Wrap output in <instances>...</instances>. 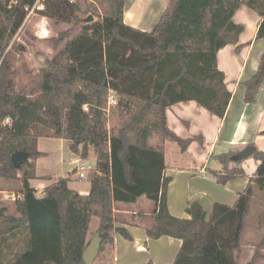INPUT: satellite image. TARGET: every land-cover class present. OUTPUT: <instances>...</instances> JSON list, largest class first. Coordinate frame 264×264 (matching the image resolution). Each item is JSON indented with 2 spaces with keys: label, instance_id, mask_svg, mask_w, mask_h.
<instances>
[{
  "label": "trees",
  "instance_id": "trees-1",
  "mask_svg": "<svg viewBox=\"0 0 264 264\" xmlns=\"http://www.w3.org/2000/svg\"><path fill=\"white\" fill-rule=\"evenodd\" d=\"M36 1L0 0V179L21 183L17 214L0 209V258L8 257L6 264H85L91 218H98L100 255L113 244L114 232L131 239L124 226H116L128 219L114 204L143 196L154 203L151 213L137 215L147 236L181 240L172 264H240L237 254L254 190H264V150L251 154L258 165L232 205L214 202L207 217L194 202L186 209L188 218L173 216L167 207L170 178L164 173L163 145L175 143L184 153L195 138L170 129L166 111L192 100L224 116L231 92L217 66V52L227 44L240 49L243 25L233 15L242 5L261 18L256 38H264V0H168L150 31L124 22L125 0H42V8L34 10L38 15L70 27L48 38L53 49H61L45 57L35 74L25 69L29 81L15 91L13 60L23 46L14 37ZM263 78L264 51L255 74L243 82L245 102L254 101ZM109 90L115 104L108 127ZM5 118L10 124H3ZM35 126L50 132H32ZM39 137L68 140L82 158L95 154L88 194L59 177L36 196L30 181L37 178L35 160L44 155L37 147ZM16 151L29 153L18 168L11 163ZM237 152L212 156L221 165L214 173L217 183L244 176L238 166L243 159H233ZM16 240L22 241L21 250L11 249ZM263 243L264 237L245 264L263 257Z\"/></svg>",
  "mask_w": 264,
  "mask_h": 264
},
{
  "label": "crops",
  "instance_id": "crops-1",
  "mask_svg": "<svg viewBox=\"0 0 264 264\" xmlns=\"http://www.w3.org/2000/svg\"><path fill=\"white\" fill-rule=\"evenodd\" d=\"M129 8L130 10H128ZM133 10L134 8L131 5L128 6L125 1L123 20L132 27L150 31L159 19L157 18L148 27L136 26L134 23H130L135 19ZM41 17L35 23L36 27L33 25L34 22L31 24L32 20H28V18L22 27L27 22V27H31L32 33L38 35V39L45 41L42 42L45 48L42 51L39 50L38 57L34 58L36 59L34 65L40 63V65L42 64L41 67H43L44 57L52 58L61 49V47L58 50L53 49L46 40L57 36L60 30L65 29V25L58 27L54 25L50 18ZM260 20L261 18L253 10L245 5L240 6L233 15V21L243 25V30L238 37L237 43L241 47L236 50V45L227 44L217 52V66L224 73L225 86L231 92L228 107L221 119L192 100L176 103L166 111L170 129L183 138H195L184 153L179 150L175 143L165 141L163 145L166 163L164 173L170 178L167 188V207L173 216L188 218L189 215L186 209L194 202L199 203L203 207L207 217L214 202L232 205L246 186L248 177L253 175L258 165V161L249 157L238 165L244 169V176L233 178L225 184H219L216 182L214 173L221 169V165L212 156L228 150L239 151L247 145H254L255 148L264 150V133H262L264 130V78L252 102H245V86L243 84L244 81L255 74L264 51V38H256ZM199 138L203 140V144L199 143ZM43 139L48 141L51 138H38V150L43 152L44 155L35 160V175L37 178L30 181L36 191L39 186L42 188L39 195H36L38 197L42 196L43 189L51 184L44 182H48L51 179L56 181V178L66 177L64 172L71 171V173L73 172L72 176L73 174L75 175L74 172L79 163L78 159L81 158L79 154L70 150L69 142L66 143V140L63 139L62 141L67 144V146L63 144L64 150L67 151L66 149H68L67 152L72 155L68 162L72 167L64 169L65 159H62V157L57 164L53 160H47L50 157L49 151L46 149L49 148L48 142H43L40 147V141ZM55 172L59 177L53 178L51 176ZM37 183L38 185H36ZM78 186H80L78 189L70 186L69 188L80 194H88L90 181L86 186L84 184ZM256 190H254V196L257 195L262 198L256 217L259 224L261 222L264 224V190ZM11 194V190L0 188V200L9 199L8 197ZM20 196L21 184L17 197L19 198ZM146 200L148 199L142 196L134 203L114 204L117 212L123 213L128 219L127 224L116 223V226H124L131 239L124 238L118 232L113 233V244L101 253H109L110 260L107 264H172L181 246V240L171 236H161L156 239H151L147 236L144 223L137 216L138 213L149 214L153 211L154 206H149L148 211L141 209L140 203L142 201L148 203ZM249 212L250 209L248 214ZM243 232H245V222L241 235V249L237 254L239 258L244 249H247L249 259L242 263L245 264L252 258L256 246L264 235L257 241H253L250 238L244 245L242 242ZM260 253L263 257L255 264H264V243L260 248ZM6 263L7 260L0 258V264Z\"/></svg>",
  "mask_w": 264,
  "mask_h": 264
},
{
  "label": "rangeland",
  "instance_id": "rangeland-1",
  "mask_svg": "<svg viewBox=\"0 0 264 264\" xmlns=\"http://www.w3.org/2000/svg\"><path fill=\"white\" fill-rule=\"evenodd\" d=\"M125 1L128 4V6L131 5V7L134 8L133 13L135 14V19L132 20V22L130 23H134L136 26L148 27L152 25L155 22V20H157V18H159L160 14L162 13L164 9L163 7L167 5L168 0H125ZM36 8H42V0H37L36 3L32 7L27 8L26 19L28 18V20H32L31 24L34 22L33 23L34 26H35V23H37V20L42 18L40 15H38L34 11ZM128 10H130V8ZM54 25L58 27L61 25H65L64 26L65 29L70 27V25L66 23H60V24L54 23ZM30 28H31L30 26L27 27V22H26V25L24 27H21L20 28L21 30L18 31V33L14 37L16 42L20 44L21 46H23L21 51H15L14 60H13V66L15 67V74L13 75L15 91H18L21 87L25 86L29 81L30 77H29V74L24 72L25 69L28 70V73L35 74L42 68L41 67L42 64L40 65V63L34 65V63L36 62V59L34 58L38 57V53L42 51L43 48H45L44 45L42 44V42H45V41H43L42 39H38L37 37L38 35H34ZM65 29H62L60 31H63ZM77 32L78 30L73 32V37L77 34ZM38 34H41V33H38ZM48 44L50 45L49 42ZM45 57H48V56H45ZM114 104L115 103H110L108 101L106 105V125L108 127L111 122V112L114 108ZM32 132L49 133L50 130L47 128L41 127V126H35L32 128ZM62 140L63 139L51 138L48 141H46L45 139H43L40 141V147L43 144V142H48L49 148H46V149H48L50 157L47 160H53L55 164H57L60 162L59 159L61 160V157H62V159H65L64 169H69L70 167H72L71 164L68 163L70 159L72 158V155L71 153L67 152L68 149H66L67 151L64 150V145H63L65 144L67 146L66 143H68L69 141L66 140V143H64ZM153 142L154 144H157L156 140ZM199 143L203 144V140L201 139ZM78 160H79V163L76 166V170L79 168L81 164L85 166L91 165L92 167L95 168V154L93 152L89 153L87 157L85 158L81 157ZM210 165L213 166L212 163H210ZM64 173L66 175V178L68 179V186L75 187L76 189L80 187L78 185L84 184V186H86L89 183L92 176L94 175V172H91V173H87L84 178H78L74 174L72 176L71 171L64 172ZM51 176H53V178L59 177V175H57L56 172L52 173ZM54 180L55 179H51L48 182H44V183H52ZM20 184L21 183L19 182L18 179L16 180L0 179V188L12 191V194L10 195V197H8L9 199L0 200V209H2L5 215L17 214L15 200L18 198L17 195H18V189H19ZM36 185H38V183ZM37 189L38 190L36 191L37 192L36 195H39V192L42 190V188L39 186ZM261 199L262 198L260 196L256 195L254 196L253 202L251 203L250 212L247 215L246 221H245V232H243V237H242L243 238L242 242L244 243V245H246V243L248 242L250 238H252L253 241H257L264 235V224H262V222L261 224H259L258 219L256 217V215L259 212L258 211L259 207L261 206V201H262ZM146 201L148 203L143 202V201L140 203V207L143 211H148L149 206H154V203L151 200L148 199ZM97 227H98V218L92 217L90 221V226H89L88 239H90L95 234ZM22 248H23L22 241L16 240L15 245L12 246L11 249L18 251V250H21ZM6 259H8V257L4 258V260ZM248 259L249 257H248L247 249L245 248L244 251L240 254V257L239 258L237 257V261L238 263L242 264L244 261H247ZM109 260H110L109 253L106 252L105 254L97 255L92 264H107Z\"/></svg>",
  "mask_w": 264,
  "mask_h": 264
},
{
  "label": "water",
  "instance_id": "water-1",
  "mask_svg": "<svg viewBox=\"0 0 264 264\" xmlns=\"http://www.w3.org/2000/svg\"><path fill=\"white\" fill-rule=\"evenodd\" d=\"M92 16L89 15L87 20H91ZM255 150L254 145H247L241 150H239L234 156L233 159L237 160L239 158L241 159H247L251 156L253 151ZM29 157V153L26 151H16L11 156V163L14 166V168H18L24 160H26ZM101 246V238L99 236V232H95V234L89 239L86 247L84 248L82 252V259L85 264H92L94 259L96 258L99 249Z\"/></svg>",
  "mask_w": 264,
  "mask_h": 264
},
{
  "label": "built area",
  "instance_id": "built-area-1",
  "mask_svg": "<svg viewBox=\"0 0 264 264\" xmlns=\"http://www.w3.org/2000/svg\"><path fill=\"white\" fill-rule=\"evenodd\" d=\"M108 101L110 103H115V94L113 90H109L108 93ZM3 124H10V119L5 118ZM94 170V171H93ZM96 172V168L92 167L91 165H83L81 164L77 170H75V176L78 178H84L87 173Z\"/></svg>",
  "mask_w": 264,
  "mask_h": 264
}]
</instances>
